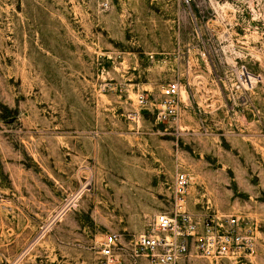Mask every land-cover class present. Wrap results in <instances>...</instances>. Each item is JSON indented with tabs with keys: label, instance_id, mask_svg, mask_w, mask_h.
<instances>
[{
	"label": "rangeland",
	"instance_id": "374dc122",
	"mask_svg": "<svg viewBox=\"0 0 264 264\" xmlns=\"http://www.w3.org/2000/svg\"><path fill=\"white\" fill-rule=\"evenodd\" d=\"M174 79L181 115L160 123ZM177 169L190 211L258 235L179 264H264V0H0V264H97L107 233L154 231Z\"/></svg>",
	"mask_w": 264,
	"mask_h": 264
},
{
	"label": "built area",
	"instance_id": "2783aa9c",
	"mask_svg": "<svg viewBox=\"0 0 264 264\" xmlns=\"http://www.w3.org/2000/svg\"><path fill=\"white\" fill-rule=\"evenodd\" d=\"M193 16L201 5L212 6L217 14L223 13L235 0H180ZM254 10L255 2L252 1ZM182 85L179 80L167 82L160 98L154 103L157 121L177 123L182 111ZM148 98L138 94V103L145 105ZM134 118V117H133ZM191 177L177 169L172 185V208L155 217L154 231L142 233L136 240L125 243L122 233L112 231L105 235L97 264H179L192 256L221 260L230 256L252 255L258 245L257 225H245L237 214L216 210L196 214L186 205Z\"/></svg>",
	"mask_w": 264,
	"mask_h": 264
},
{
	"label": "crops",
	"instance_id": "0c3cea01",
	"mask_svg": "<svg viewBox=\"0 0 264 264\" xmlns=\"http://www.w3.org/2000/svg\"><path fill=\"white\" fill-rule=\"evenodd\" d=\"M186 204H187V196H186ZM187 207L189 208V204H187ZM190 210V209H189ZM104 239V238H103ZM101 247V246H100ZM127 263V261H126Z\"/></svg>",
	"mask_w": 264,
	"mask_h": 264
},
{
	"label": "bare ground",
	"instance_id": "6f19581e",
	"mask_svg": "<svg viewBox=\"0 0 264 264\" xmlns=\"http://www.w3.org/2000/svg\"><path fill=\"white\" fill-rule=\"evenodd\" d=\"M244 73H249L248 71H245ZM249 76V75H248ZM252 78L251 76L248 77V79ZM187 196V195H186ZM187 205V204H186Z\"/></svg>",
	"mask_w": 264,
	"mask_h": 264
}]
</instances>
